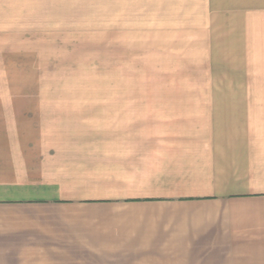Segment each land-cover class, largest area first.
<instances>
[{"label": "crops", "instance_id": "0c3cea01", "mask_svg": "<svg viewBox=\"0 0 264 264\" xmlns=\"http://www.w3.org/2000/svg\"><path fill=\"white\" fill-rule=\"evenodd\" d=\"M77 2L0 0V66ZM13 108L1 107L0 264H264L256 107L188 101L110 124L53 120L40 106L17 122Z\"/></svg>", "mask_w": 264, "mask_h": 264}, {"label": "rangeland", "instance_id": "374dc122", "mask_svg": "<svg viewBox=\"0 0 264 264\" xmlns=\"http://www.w3.org/2000/svg\"><path fill=\"white\" fill-rule=\"evenodd\" d=\"M73 5L76 10L68 12L73 17L53 20L51 34L36 36L1 60L0 92L12 97L0 99V109L15 107L17 122L31 106L50 107L53 120L68 123L136 122L188 101L245 115L256 107L263 119L260 5L237 0ZM223 92L236 93L219 98ZM199 96L213 98L195 99ZM5 109L0 122L8 116Z\"/></svg>", "mask_w": 264, "mask_h": 264}]
</instances>
